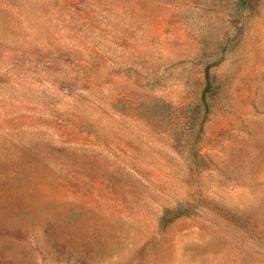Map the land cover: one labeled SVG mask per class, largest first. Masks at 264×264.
Returning <instances> with one entry per match:
<instances>
[{
    "label": "rangeland",
    "instance_id": "1",
    "mask_svg": "<svg viewBox=\"0 0 264 264\" xmlns=\"http://www.w3.org/2000/svg\"><path fill=\"white\" fill-rule=\"evenodd\" d=\"M0 264H264V0H0Z\"/></svg>",
    "mask_w": 264,
    "mask_h": 264
},
{
    "label": "trees",
    "instance_id": "2",
    "mask_svg": "<svg viewBox=\"0 0 264 264\" xmlns=\"http://www.w3.org/2000/svg\"><path fill=\"white\" fill-rule=\"evenodd\" d=\"M212 84H211V81L209 82L208 81V83H207V86H206V88H205V90H204V94H203V99L205 100V97H206V95L208 94V93H210V92H212Z\"/></svg>",
    "mask_w": 264,
    "mask_h": 264
}]
</instances>
